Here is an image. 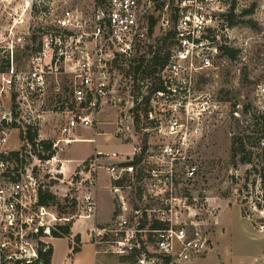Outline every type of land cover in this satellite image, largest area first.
<instances>
[{
	"label": "built area",
	"instance_id": "obj_1",
	"mask_svg": "<svg viewBox=\"0 0 264 264\" xmlns=\"http://www.w3.org/2000/svg\"><path fill=\"white\" fill-rule=\"evenodd\" d=\"M52 6L41 9L27 2L24 26L15 22L0 35V102L15 103L24 132L38 129L42 118L32 99L52 89L57 95L61 77L70 97L59 108L67 116L61 138L50 141L51 158H39L44 152L37 146L36 153L26 152L30 166L13 168L5 150L10 133L0 132V264H44L55 232L75 218H96L99 170L109 175L116 208L110 224L89 231L96 254L107 245L104 254H137L138 264H193L208 250L201 225L205 209L216 202L200 183L202 159L196 149L207 136V123L221 109L205 86L226 57L221 36L229 29L227 7L221 0H103L88 19L78 9L55 16ZM35 13L39 20L34 25ZM164 43V64L147 78L149 85L138 86L137 95L133 91L131 105V91L119 84L127 72L120 76L121 68L129 72L142 57L151 61ZM19 53L25 55L21 68ZM136 77L140 81L141 73ZM154 84L159 89L153 90ZM255 106L257 121L264 122V83L257 86ZM234 108L239 118L243 112L251 116L253 106ZM104 110L118 114L113 135L121 144H132V154L96 152L77 165L73 174L80 215L62 213L58 204H42L48 187L40 177L58 180L67 170L59 153L75 141L74 132L94 128ZM41 141L38 136L36 143ZM259 145L264 153V135ZM257 190L258 203L248 219L264 236V176Z\"/></svg>",
	"mask_w": 264,
	"mask_h": 264
},
{
	"label": "rangeland",
	"instance_id": "obj_2",
	"mask_svg": "<svg viewBox=\"0 0 264 264\" xmlns=\"http://www.w3.org/2000/svg\"><path fill=\"white\" fill-rule=\"evenodd\" d=\"M221 1L227 7L226 15L230 9L234 8V15L237 16L235 27L229 28L221 36L222 45L235 49L239 53L235 60L222 57L218 62V71L210 77L208 86H205V88L208 87L212 96L221 102V109L207 123V136L197 147L196 156L202 159L200 183L208 196L214 198L216 202L214 201L210 209H205V222L201 225L203 235L200 236L202 241H207L208 250L199 259H194L193 264H264V236L253 228L252 222L248 219L253 206L258 203L257 188L264 176V153L260 145H255V141L264 135V122L258 120V126L254 128L255 123L252 119L253 116H257L255 113L257 86L264 83V0ZM27 2L33 5L38 3L41 9L52 4L56 11L55 16L61 15V12L66 9H78L88 19H91L99 8L95 0H0V35H3L7 27L15 22L24 26L22 22L26 17ZM244 11H249L250 14L240 17ZM33 17L35 25L39 20L38 14L35 13ZM144 51L145 49L141 53ZM17 58L18 68L25 66L23 61L25 55L19 53ZM120 72V76H123L125 72L126 74L120 79L119 84L125 91H131L132 98L129 101L131 105H134L135 87H145L149 85V81L140 80L134 84L135 81L128 75L130 72L126 66H123ZM59 81L60 92L57 95L52 89L50 92L53 93L40 99L36 97L32 99L35 114L42 116L39 120L38 134L45 141L61 138L59 131L66 121V113L59 108L61 103L69 101L70 97L65 92L67 82L65 83L62 77ZM126 101L128 102V99ZM14 104L6 98L0 102V126L3 121L10 125L12 122L16 123L15 127L4 128L10 133V138L5 145L8 153L19 152L26 145L21 141V133L26 126L24 127L25 123L17 115ZM234 104L242 107L252 104L251 116L243 112L239 118L235 117L232 113L235 109ZM117 117L118 114L115 111L104 110L94 128L86 131L87 134L81 135L84 138H95L96 141L61 146L64 151L59 153L58 159L60 161L69 158L87 160L96 152H116L122 157L126 154L131 155L132 144H121L113 135ZM249 127H251L250 139L246 150L251 153V164H241L239 158L233 162L231 158L233 139L236 136L247 135ZM93 131L97 132L95 136ZM98 133L101 134L98 135ZM26 151L32 152L31 147H28ZM25 153H23V162L18 165L13 164V168L32 164L29 158L25 157ZM75 171L74 166H71L63 174L57 175L58 180L50 179L44 174L40 177V181L48 187V191L56 193L62 213L78 216L81 210L77 208L79 200L74 187L77 181L73 174ZM110 187L111 180L108 173L105 170H99L98 214L100 220L105 223L104 226L110 224L116 208V201ZM220 204L221 207H219ZM223 206L229 210L225 211ZM219 216L222 223L220 225ZM95 222L97 224L96 218H75L69 224L66 223L71 227V234L68 237L52 240V264H128L124 262V257L127 256L104 255L103 251L109 250L107 245L98 248L99 253L94 255V246L91 242L90 244L87 242L85 236L89 235ZM145 239L144 235L138 238L140 242ZM75 249L78 252H75Z\"/></svg>",
	"mask_w": 264,
	"mask_h": 264
},
{
	"label": "trees",
	"instance_id": "obj_3",
	"mask_svg": "<svg viewBox=\"0 0 264 264\" xmlns=\"http://www.w3.org/2000/svg\"><path fill=\"white\" fill-rule=\"evenodd\" d=\"M95 2L97 3V6H99V7L102 6V4H103V0H95ZM234 10H235L234 8L230 9L229 13L227 15H225V21H226L229 28H234L236 25L237 16L234 15ZM249 14H250L249 11H244L240 17H245ZM222 50L224 52V56H226L230 60H235L238 53H239V51H237L235 49H231L229 47H223ZM166 58H167V45H166V43H164L162 48L157 49V51L155 52L154 57L151 61H148L146 63L145 57L140 58L138 61V64H136L135 66H131V69L129 71L130 73L128 75L131 74V76H133V80L135 81L134 84H136V81H138L136 76L139 73H141V79L140 80H143V81L147 80V78H149L150 75L157 73L158 67H160L161 65L164 64ZM6 64H7V61L4 58H2L1 70H5V68L7 67ZM152 89L153 90L159 89V85L154 84L152 86ZM139 92H140V88L138 86H136L134 93H139ZM236 105L237 104H234L233 107H235ZM135 111H136V113L141 111V113L144 114L145 108H142L141 110H140V108H136ZM139 113L135 115L136 125L140 124ZM252 119H253V122L255 123L253 126H254V128H256L258 126L257 125L258 124L257 119L255 116H253ZM1 124L2 125L0 126V132L4 128H9L10 126L11 127L16 126L15 122H12L10 125L6 121H3ZM250 130H251V127H249V129H248L249 133L247 135L236 136L233 139L232 146H231V158H232L233 162H235L239 158V162L241 164L251 163V153L247 152V150H246V146H247L249 139H250ZM38 136H39L38 129L27 128L25 132L23 131L21 133V141L23 143H25L26 145L23 146L21 151L11 153L12 161L14 160L15 165H18L21 162H23V160H24L23 159V157H24L23 153L27 152L26 151L27 150V144H29V146L32 149V152H34V153L37 152V146L40 148V151L44 152V155H42L41 153H38L39 158L49 159L53 156L51 142L50 141H41L40 143L37 144L36 140L38 139ZM259 143H260V139L255 141V145H259ZM25 157L28 158L27 155ZM41 202L44 205H55V204L59 205V203L57 201V197L54 196L52 194V192L48 191V190H46V192L41 194ZM70 234H71V227L70 226H63L59 229V232L54 233V238L58 239V238L68 237V236H70ZM74 251L78 252L77 249H75ZM137 256H138L137 254H133L131 256L124 257V262L128 263V264H137V261H138ZM44 259H45L44 264H51L52 248L44 256Z\"/></svg>",
	"mask_w": 264,
	"mask_h": 264
},
{
	"label": "crops",
	"instance_id": "obj_4",
	"mask_svg": "<svg viewBox=\"0 0 264 264\" xmlns=\"http://www.w3.org/2000/svg\"><path fill=\"white\" fill-rule=\"evenodd\" d=\"M101 115V114H100ZM89 129H79V130H77L76 132H74L72 135H71V138H73V139H75V141L72 143V144H74V143H76V142H94V141H96V139L95 138H89V137H82L81 135H83V134H87L86 133V131H88ZM93 133H94V136H95V134L97 133L96 131H93ZM99 134H101V133H98V135ZM88 136V135H87ZM93 156V155H92ZM91 157V156H90ZM89 158V157H88ZM84 160H86V159H83V160H75V159H68V160H62V162L64 163V165L66 166L65 168H67V169H69L71 166H74V170L77 168V165L80 163V162H82V161H84ZM72 162V163H69V162ZM73 168V167H72ZM73 170V169H72ZM222 205L220 204V206L219 207H221ZM223 209L225 210V211H228L227 210V208L225 209L224 208V206H223ZM99 214H98V212H97V216H96V220H97V224H100L99 226H104V222H102L101 220H100V218H99ZM113 216V215H112ZM113 218V217H112ZM243 219H246V218H243ZM247 220V219H246ZM112 221V220H111ZM248 221V220H247ZM96 224V222H95V225H97ZM220 224H222L221 223V218H220V216H219V225ZM221 226H223V225H221ZM254 228V227H253ZM219 234V233H218ZM85 237H87V242L89 243V242H91V244H92V241H91V236L90 235H87V236H85ZM80 238H82V237H80ZM82 240V239H81ZM90 244V243H89ZM92 246H94L93 244H92ZM79 250L81 251V247L79 248ZM79 251V252H80ZM94 255H97L96 254V248L94 247ZM105 255V254H104ZM262 255V254H261ZM263 255H264V253H263ZM52 257H53V246H52ZM259 257V256H258ZM263 257V256H262ZM262 257H260V258H262ZM51 264H52V260H51Z\"/></svg>",
	"mask_w": 264,
	"mask_h": 264
}]
</instances>
